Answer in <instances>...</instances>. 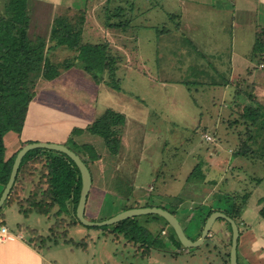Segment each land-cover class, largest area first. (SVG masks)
I'll return each mask as SVG.
<instances>
[{"label":"rangeland","instance_id":"1","mask_svg":"<svg viewBox=\"0 0 264 264\" xmlns=\"http://www.w3.org/2000/svg\"><path fill=\"white\" fill-rule=\"evenodd\" d=\"M5 1L0 0V11H3ZM69 4L75 7V11L93 6L91 11L96 13L92 0H52L51 3L26 0V13L31 18L30 38H44L48 57L54 62H68V66L62 64L59 75L53 78L37 75L36 97L26 118L22 143H62L87 161L93 178L90 205L86 208V216L90 219L111 217L110 214L114 215L119 207L127 204H159L163 203L161 200L170 203L180 196L185 197L184 206L212 208L215 204L212 200L217 197L210 195L213 189L209 192L207 189L215 181L217 192L235 193L238 190L241 197H245L244 192L249 193L239 217V226L243 230L256 228L254 225L264 219V182L261 184L258 179L264 174V127H259V123V126L248 129L241 112L248 104L264 106V92L255 96V103L247 94L244 101L237 98L234 84L225 89L222 82L211 85L196 81L198 74L195 72L198 70L193 69L197 67L200 56L195 46L183 34L180 36L182 46L169 45L175 50L161 45L160 30L168 41H173L172 38L177 36L176 23L180 20L178 13L166 10L164 0H125L127 6L133 7L125 12L130 13V17L122 14L112 16L111 11L99 13L100 16L104 13L103 28L108 22L125 19L128 25L114 26L122 36L113 41L114 48L118 50L112 52H121L115 77L111 78L107 70L104 72L105 79L115 81L120 87L106 81L98 82L75 58L68 45L57 46L56 40L52 39L55 18L75 15L70 12L71 7H67ZM94 12L88 13L90 19H94L91 16ZM112 27L107 25L111 28L108 33L114 31ZM81 30L84 31L85 27ZM104 33L88 27L78 37L83 43L103 42L110 37ZM133 34L137 51L131 50ZM116 43L126 48V52ZM186 45L191 52H185ZM183 47L184 51L178 54ZM258 60L250 65L251 68L256 62L258 64ZM221 68L225 69V66ZM254 74L260 75L258 72ZM249 77L250 73L245 71V78ZM262 77L259 80L264 84ZM215 78L225 77L218 75ZM107 109L125 115V123L121 125V144L116 153L110 150L103 136L89 128ZM252 138L253 143L250 142ZM245 141L252 145L254 152L251 157L239 162L225 161L240 152ZM194 167L199 169L189 178ZM199 170L205 176L201 177ZM227 179L230 182L226 183ZM234 179L235 182L232 181ZM2 189L0 186V192ZM193 194L196 200L190 198ZM96 198V204L107 198L102 215H97L99 203L91 205ZM9 205L14 204L6 203L3 211L7 214L8 223L13 224L18 211L15 212L14 207L8 209ZM69 207L70 211L61 212L57 217L54 212L45 214L35 210L27 217L30 228L37 229L42 236L38 238V232L30 229L31 234L36 243L43 246L45 255L53 264H229L232 233L228 222L222 218H218L217 223L225 221L227 237L222 239L224 236L220 230L214 235V240L190 248L163 239L164 248L160 249L158 236L164 238L161 231L167 230L163 228L161 218L138 215L139 223L148 229L150 238L147 242L153 239L155 242L154 247L147 248L146 241L134 242L123 234L116 235L112 226L99 228L80 224L74 216L73 205ZM194 213V207L182 210L181 216L189 234L193 229L188 221L193 219ZM181 216L178 214L180 220ZM198 223H194V227ZM65 230H68V240L64 235H58ZM196 230L200 232V226ZM177 247L182 251L174 256L170 250ZM239 261L244 264L241 256Z\"/></svg>","mask_w":264,"mask_h":264},{"label":"trees","instance_id":"2","mask_svg":"<svg viewBox=\"0 0 264 264\" xmlns=\"http://www.w3.org/2000/svg\"><path fill=\"white\" fill-rule=\"evenodd\" d=\"M26 9V0H6L4 2L3 11H0V183H2L4 187L9 180L13 163L19 150L18 149L11 157H6V133L14 131L21 134L23 132L31 104L36 97L35 87L37 84V75L45 76V78H53L59 75V67L62 64L68 66V62H54L48 57L45 50L48 45L44 38L41 36L35 39L30 38L28 28L31 18L29 14L26 13ZM85 19V13H75V15L71 17H56L51 29L52 39L54 41L56 40L55 44L57 46L60 44L68 45L71 51L74 52L75 58L81 61V65L88 73L92 74L96 81H106L108 84L119 88V84L115 81H108L105 79L104 72L107 70L111 78L115 77L117 62L121 59V53L114 54L108 41L95 43L86 41L83 43L79 37L83 32L81 28L84 26ZM106 25L123 27L124 25H128V23L125 19L119 22H108ZM55 44H53V46ZM255 50H259L257 42ZM262 66H264V64H262ZM241 87L235 88V95L242 92L241 90L243 89H241ZM247 95L249 97L256 96L252 91H248ZM253 101H255V99ZM256 104L257 106L253 104L246 105L241 112V118L246 122L248 129H251L255 125L259 126V123V127H264V106L260 105V103ZM234 121H237V118L234 119ZM124 123L125 115L123 113L113 109H107L105 113L91 123L89 128L92 132L103 136L110 150L116 153L121 144V125ZM250 142L253 143V138ZM24 144L25 143H23L22 146ZM262 145H264V143ZM240 148V152L233 154L234 156L251 157L254 152L249 141L242 142ZM84 161L87 163L85 159ZM197 168L199 169V167H196L190 172L189 178L193 177V173L197 171ZM199 171V175L201 177L204 176V173L201 170ZM258 179L262 180L261 177ZM28 184H31L29 193L27 196H22L23 192H26ZM81 186L82 179L79 167L68 154L44 147L33 148L23 157L14 185L3 206L0 208L1 222H4V214L2 212L6 203L17 202L21 211L26 215L35 210L45 214H52L54 212L53 215L57 217L61 212L70 211L69 204L71 202L76 220L78 219V222L83 224L77 217L76 212ZM244 193L245 197H241L238 190L235 191V193H229L228 191L225 193L218 192L212 196L214 198L217 197V199L212 200V202H215L214 207L207 209L203 207V205H197V213L193 216L189 225L193 229V234H189L185 229L188 236L192 239L199 238L208 216L215 210H223L233 217L240 225L239 217L242 210L245 208L244 205H246L248 201L247 197L249 196V193ZM179 198L185 197L180 196ZM229 200L233 201L230 202ZM161 202L163 203L148 205L135 203L127 204L124 207H119V210L115 213L132 207L156 205L177 214V206L174 207L172 203H167L164 200H161ZM166 205L171 206L168 207ZM56 206L59 207L54 211ZM262 211L264 212V210ZM204 214L205 216L202 221L198 220L199 216ZM110 215L112 216L113 214ZM144 215L146 218L158 217L164 221L163 228L166 227L167 230H163V232L165 234L167 233V235L161 231L164 238L158 236V246H161L160 249L164 248L163 239H166L167 242H171L172 244H177L180 247L183 245L174 228L162 215ZM106 218L108 217H102L98 220ZM221 218L228 222L232 233L231 223L226 218ZM139 222L138 216H134L113 224L90 227L106 228L112 226V230L116 234H123L126 238L134 242H139L140 240L146 241L145 244L147 248H149V246L154 244V239L147 242L150 238L148 229ZM196 222L199 223L194 227V223ZM199 226L201 231L197 232L196 227ZM58 235L67 237L68 230L60 232ZM208 235L205 239L208 238ZM81 245H85L83 241ZM171 251L174 254H178L182 250L177 247L175 250ZM228 255V262L230 264V252Z\"/></svg>","mask_w":264,"mask_h":264},{"label":"crops","instance_id":"3","mask_svg":"<svg viewBox=\"0 0 264 264\" xmlns=\"http://www.w3.org/2000/svg\"><path fill=\"white\" fill-rule=\"evenodd\" d=\"M42 1L50 3L52 2V0ZM92 1L95 3L94 8L96 10V13L94 11H91V8L93 6L86 9L81 8V10L78 11H75V7L71 4H69L67 7L72 8H70L71 13L86 14V19L83 24L85 27V32L88 27H92L95 30H102V32L105 31L104 34L110 36L109 38H106V40L110 43L114 50L115 48L113 45V41L115 39H119V36H121V32L118 33V30L114 27V31L108 33V30H110L111 28H107V25H105L106 28H103L102 25H104V18L102 16L104 13H102V16H100L99 13L102 11H111V14L113 16L114 14L116 16L122 14L126 17H130V13L125 12H128V10L132 9L133 7L127 6L125 4V0ZM164 3L166 10L169 11V13H178L180 20L176 23L175 33L177 36H175L176 38H172L173 41H168L164 32L160 30L162 42L161 45L165 46L166 49L175 50V48L169 47V45H174L175 47L177 45L179 47L182 46L180 43V36L181 34H183L187 41L195 46L200 56L197 67L193 69L194 71L198 70L195 72L196 74H198V76L196 77V81H201L211 85L222 82L225 89L230 84H234L235 88H239L242 86V92L236 95V97L241 98L243 101L245 100V94H248V91L254 92L255 95H260V92H264V84H261V81L259 80L260 76H264V66H262V64H264V0H164ZM92 12H94V14H92L91 16H93L94 19L89 18L90 16L88 13ZM95 18L97 20H95ZM134 39L135 36L133 34V43L131 50L137 51V44ZM256 42L257 45H259V50L257 51L255 50ZM116 46L126 52V48H121V46H119L117 43ZM184 47L186 48V53L190 51L187 45ZM184 47L182 48L181 52H178V54H181L184 51ZM116 50L118 49H115V51ZM175 57L176 56L173 55V58ZM257 59H259L258 64L256 62L254 68H251L250 65H253L254 61H256ZM223 66H225V69L221 68ZM245 71H247V73H250L249 78H245ZM254 72H258L260 75H255ZM218 75H223V77L225 78H215ZM253 77L257 81H254ZM262 79H264V77H262ZM254 97L252 98L254 99ZM8 133L11 134L7 138ZM8 133H6L5 135L7 158L11 157L18 149L22 147L23 144L22 133L19 134L14 131H9ZM8 140H10V146L8 145ZM244 158L246 157L234 156L231 159L229 157L225 161L231 160V162H239L241 160H245ZM216 161L218 162V160ZM219 164L223 165L222 163ZM195 168L196 167H194V169ZM235 178H238V176ZM263 179L264 174L262 175V180H259V183L262 181V184L264 182ZM232 181L235 182V179ZM228 182H230L229 179L226 180V183ZM212 184L213 185L208 188L207 191L213 189L212 193L210 192V195L213 196L218 192L216 191L215 181H213ZM0 186L2 187L3 184L0 183ZM30 188L31 184H28V188L26 192H23V194H25H22V196H27ZM2 191L0 192V195ZM89 196L86 208H88V206L90 205ZM190 198L196 200L194 194ZM106 199L107 198L99 200V213L97 215H102L106 210ZM97 200L98 198H96L95 201L93 200V203H91V205H97ZM184 200L185 198H176L175 200L170 201V203L177 206H174L179 212H177L176 215L178 216L179 214L181 216L183 209H189L193 207L195 209L194 215H196L197 205L189 207L184 206V204H182ZM13 204L14 205H9L8 209L14 207L15 212H19V216H17L18 212L14 216L15 220L13 224L8 223L7 214L4 211L2 212L4 214L3 223L9 228L10 235L7 239L0 241V264H53L45 255L46 253L43 246L38 245L36 243V240L34 239V235L31 234L30 229L32 231L38 232L37 229L30 228L31 224L28 223L27 218L34 210L26 215L21 211L19 205L16 204V202ZM85 213H87L86 210ZM93 215L96 214L93 213ZM204 216L205 214L199 216L198 220L202 221ZM181 220L184 229L187 230L184 218H182ZM191 221L192 219L188 221L189 225ZM217 222L218 219L214 222L209 232L208 238L205 239L202 244L208 242V240H214V235L218 234L220 230L222 232V236H224L222 237V239L225 238V236L227 237V228L225 221H219V223ZM73 226H76V224ZM255 226L257 227L253 230L252 228H250L249 230H243L240 227L238 260L241 256L244 264H264V219H260V221L257 222L256 225H254V227ZM192 233L190 234L192 235ZM37 235L38 238H41L40 236H42L41 234H39V232L37 233ZM86 235H89V233H87ZM152 246H155V242ZM176 255L177 254H174V256ZM145 257L147 258V255H145ZM208 264L215 263L210 262Z\"/></svg>","mask_w":264,"mask_h":264},{"label":"water","instance_id":"4","mask_svg":"<svg viewBox=\"0 0 264 264\" xmlns=\"http://www.w3.org/2000/svg\"><path fill=\"white\" fill-rule=\"evenodd\" d=\"M37 147H44L49 149H54L58 151H62L66 154H68L77 164L79 167V170L81 172V179H82V186L80 190V196L79 201L77 205V217L79 220L85 224L90 226H101L105 224H113L118 221H121L126 218L142 215V214H160L162 215L169 224L174 228L175 232L177 233L180 241L182 244L186 247H195L203 243L206 236L209 234L214 222L218 218H226L230 223L232 227V244L230 249V264H240L238 260V243H239V237H240V226L238 222L228 215L226 212L222 210H215L213 211L207 218L202 234L197 239H192L188 234L186 233L180 218L171 212L170 210L160 207V206H140V207H132L128 209H124L111 217H108L103 220H92L86 216L85 210L88 200V195L92 187L93 178L92 173L87 165V163L84 161V159L74 151L73 149L69 148L67 145L62 143H56V142H47V141H40V142H30L25 145H23L17 152V155L15 157L13 167L11 170V174L9 177V180L7 184L5 185L1 195H0V208L3 206L4 202L6 201L7 197L9 196V193L14 185L21 161L23 157L26 155V153Z\"/></svg>","mask_w":264,"mask_h":264},{"label":"built area","instance_id":"5","mask_svg":"<svg viewBox=\"0 0 264 264\" xmlns=\"http://www.w3.org/2000/svg\"><path fill=\"white\" fill-rule=\"evenodd\" d=\"M211 138V136H209ZM10 235L9 228L0 219V241L7 239Z\"/></svg>","mask_w":264,"mask_h":264}]
</instances>
